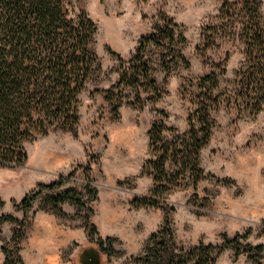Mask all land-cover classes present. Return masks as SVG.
Listing matches in <instances>:
<instances>
[{
  "label": "rangeland",
  "instance_id": "obj_1",
  "mask_svg": "<svg viewBox=\"0 0 264 264\" xmlns=\"http://www.w3.org/2000/svg\"><path fill=\"white\" fill-rule=\"evenodd\" d=\"M74 2L96 24L99 67L79 96L76 127L35 134L24 142L26 161L0 166V264H81L77 254L84 245L100 250L102 264H145L138 257L165 214L178 246L221 244L224 235L238 236L241 249L246 242L264 245V109L238 115L228 98L243 54L228 24L217 18L223 0ZM260 8L264 15V0ZM165 31L173 32V43ZM150 36L159 42L143 48ZM139 54L158 99L138 102L135 90L121 82L122 69ZM222 69L213 134L200 153L207 177L195 189L172 187L162 209L132 205L133 195H148L154 187L150 125L186 130L198 77ZM59 177L65 178L61 186H46ZM66 189H74L83 204L55 206L50 196ZM23 198L31 199L30 206ZM108 236L111 244L99 246L98 239ZM259 262L264 264V250ZM215 264L258 263L250 252L237 255L227 246Z\"/></svg>",
  "mask_w": 264,
  "mask_h": 264
},
{
  "label": "trees",
  "instance_id": "obj_2",
  "mask_svg": "<svg viewBox=\"0 0 264 264\" xmlns=\"http://www.w3.org/2000/svg\"><path fill=\"white\" fill-rule=\"evenodd\" d=\"M260 6L261 0H223L217 17L225 20L228 34L242 45L243 59L226 88L238 115L258 114L264 109V15ZM165 32L173 43V32ZM95 33V22L74 0H0V166L26 161L24 142L35 134H46L50 127H76L79 96L99 67L93 50ZM143 39V48L159 42L154 36ZM129 64L120 73L121 82L135 90L138 102L158 99L161 93L142 55L131 58ZM225 72L211 71L198 77L186 130L150 125L148 169L154 187L148 195H133L132 205L162 209L164 194L172 187L184 184L195 189L207 177L200 153L213 134L212 111L219 103L214 90L221 86L219 76ZM64 179L59 177L46 186H61ZM31 199L23 198V206H30ZM50 199L55 206L64 201L83 204L74 189ZM237 237L224 235L221 244L200 241L190 247L178 246L165 214L163 226L148 236L138 259L145 264H215L221 252L233 246L235 254L248 251L259 264L264 245L246 242L241 249ZM111 240L110 236L98 239V245H109Z\"/></svg>",
  "mask_w": 264,
  "mask_h": 264
},
{
  "label": "water",
  "instance_id": "obj_3",
  "mask_svg": "<svg viewBox=\"0 0 264 264\" xmlns=\"http://www.w3.org/2000/svg\"><path fill=\"white\" fill-rule=\"evenodd\" d=\"M100 250L93 245H84L77 254V261L81 264H102Z\"/></svg>",
  "mask_w": 264,
  "mask_h": 264
}]
</instances>
